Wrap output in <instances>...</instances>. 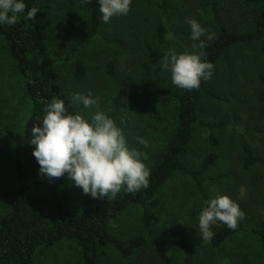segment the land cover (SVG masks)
Returning a JSON list of instances; mask_svg holds the SVG:
<instances>
[{
    "label": "rangeland",
    "instance_id": "374dc122",
    "mask_svg": "<svg viewBox=\"0 0 264 264\" xmlns=\"http://www.w3.org/2000/svg\"><path fill=\"white\" fill-rule=\"evenodd\" d=\"M208 0H168V38L157 43L155 27L158 0H108L99 35L75 55L86 73L72 75L70 48L85 29L88 10L83 0H39L37 14L48 31V46L60 82L76 106L82 109L80 126L70 150V167L61 191L66 205L77 209L118 190L125 179L141 174L158 156L171 126L173 101L154 93L144 81L142 64H149L155 81L182 87L190 68V53L213 30ZM230 30H243L254 13L241 0H217ZM214 32V31H213ZM205 37V38H206ZM116 65L117 81L126 84L128 100L109 125L112 100L118 88L105 73ZM264 64L253 46L227 53L214 69L209 89L219 98H205L198 117L202 122L223 121L215 131L218 145L210 146L203 125H197L186 155L195 169L211 152L215 162L207 175L221 176L207 182L215 218L205 225L201 196L186 173L174 174L158 193L156 220L144 225L141 210L125 211L111 226L121 237L142 235L144 247L131 258L113 252L100 264H180V237L194 242L196 264H256L258 242L250 232L231 236L219 248L210 249L209 235L227 221L244 215L256 227L264 215V167L242 171V146L264 156ZM261 97V98H260ZM30 112L23 79L0 39V128L21 130ZM11 144L0 132V214L7 209L15 188L10 164ZM35 264H78L71 242L37 253Z\"/></svg>",
    "mask_w": 264,
    "mask_h": 264
},
{
    "label": "trees",
    "instance_id": "16d2710c",
    "mask_svg": "<svg viewBox=\"0 0 264 264\" xmlns=\"http://www.w3.org/2000/svg\"><path fill=\"white\" fill-rule=\"evenodd\" d=\"M39 0H0V39L7 54L23 79V90L30 101V112L21 130L3 129L11 144L10 164L15 188L7 209L0 214V264H35L37 253L60 242H71L78 253V264H100L113 252L131 258L145 246L142 235L121 237L112 233L113 223L128 209L139 207L141 220L149 225L156 220L158 193L176 173L188 174L195 182L202 200L201 218L210 225L215 218V207L207 193V171L216 159L214 152L206 155L195 169L186 165V155L197 125H203L208 143L215 147V131L223 121L202 122L198 117L199 104L205 98L217 99L209 89L215 67L236 48L253 46L260 52L264 64V0H241L253 6L254 13L243 30H230L217 0H208L214 25L190 53V68L182 87L155 81L149 64H142L145 84L157 95L173 103L171 126L154 162L141 174L125 179L111 194L81 207L65 204L61 186L70 167V150L81 123L86 105L76 106L63 88L48 46V31L37 14ZM108 0H83L88 10L85 29L70 48L72 75L79 79L86 73L84 65L74 57L81 47L96 38L105 17ZM168 0L157 2L155 37L161 44L168 38L166 7ZM104 73L117 83L112 100L109 125L128 100L126 84L117 81L116 65L108 62ZM264 81V75H259ZM261 98V97H260ZM264 101V98H261ZM242 171L256 165L264 167V156L250 146H242ZM250 232L258 242L259 260L264 264V215L256 227L247 224L244 215L220 224L208 237L210 249L219 248L231 236ZM182 255L180 264H196L197 245L180 237L177 242ZM130 264V263H129Z\"/></svg>",
    "mask_w": 264,
    "mask_h": 264
}]
</instances>
